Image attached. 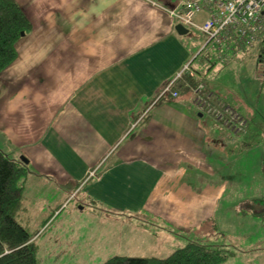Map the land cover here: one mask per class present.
Here are the masks:
<instances>
[{"label": "crops", "instance_id": "1", "mask_svg": "<svg viewBox=\"0 0 264 264\" xmlns=\"http://www.w3.org/2000/svg\"><path fill=\"white\" fill-rule=\"evenodd\" d=\"M15 1L32 28L0 73V149L58 191L53 213L81 197L134 235L155 241L152 222L180 248L207 242L264 264V219L240 212L264 200V82L251 48L199 66L202 43L170 13L182 0ZM189 63L218 120L193 90L164 92Z\"/></svg>", "mask_w": 264, "mask_h": 264}, {"label": "rangeland", "instance_id": "2", "mask_svg": "<svg viewBox=\"0 0 264 264\" xmlns=\"http://www.w3.org/2000/svg\"><path fill=\"white\" fill-rule=\"evenodd\" d=\"M211 9L212 7L206 10L204 8L203 11L210 14ZM203 20H198L199 24H202L201 21ZM183 37H187L192 43L194 42V45H197L198 42L202 43V45L200 44L202 47H200L197 54L199 56V59L196 60L198 65L201 61L205 65H211L209 62L225 64L226 59L229 58L227 61L229 62L235 55V53L231 55L220 54L222 58L220 57L218 61L217 52L208 51L205 48V37L194 28H189V33ZM210 47L212 48L213 45H210ZM263 49L264 45L256 44L249 50H252L249 57L248 54L244 55L251 59L258 69L259 75L262 74V76L264 73ZM199 66L198 70H201ZM241 78L243 79L241 80L242 84L248 86L245 77L241 76ZM262 82H264V79ZM194 97L195 93L193 102L195 107L199 109L200 106L195 103ZM214 117L218 118L216 115ZM232 132L238 133L239 131L233 128ZM23 181L26 197L24 207L26 210L20 215V223L31 232H36L31 241H37L40 244L39 264H102L113 256L138 258L153 255L166 258V256L179 249V245L184 242V240L175 236V238L165 236L149 221V224H145L156 236L155 241H152L150 237L142 232H137L134 235L132 230L129 231L125 227L127 224H123L122 221L118 220L122 217L116 216L115 213L113 214L107 210V213L99 218L98 215L93 213L92 207L94 204H90V207L85 205L87 208L82 210L86 200H82L81 197L74 199L73 196L65 199V205L53 213L52 206L58 202V191L55 194L54 188H47L46 184L43 188L40 184V177L28 176L27 174ZM59 194L63 195L61 192ZM63 196L65 197V195ZM198 243L202 242L199 241ZM251 258L252 260L229 257L222 264H263L260 261L253 262L254 257Z\"/></svg>", "mask_w": 264, "mask_h": 264}, {"label": "trees", "instance_id": "3", "mask_svg": "<svg viewBox=\"0 0 264 264\" xmlns=\"http://www.w3.org/2000/svg\"><path fill=\"white\" fill-rule=\"evenodd\" d=\"M31 28L29 19L15 0H0V73L16 60V45ZM258 44L264 45L262 42ZM253 46L246 47L232 37L224 45L208 51L217 50L220 55L227 53L226 49L235 52L236 49L239 51ZM262 57L264 58V49ZM263 76L260 74L262 80ZM199 85L203 84L195 76L184 74L172 88L174 92H189ZM27 174L25 165L0 149V264H39L40 244L31 241L36 232H31L20 223V215L26 210L23 179ZM240 212L264 219V200L244 203ZM228 256L227 250L191 241L166 258L113 256L102 264H222Z\"/></svg>", "mask_w": 264, "mask_h": 264}, {"label": "built area", "instance_id": "4", "mask_svg": "<svg viewBox=\"0 0 264 264\" xmlns=\"http://www.w3.org/2000/svg\"><path fill=\"white\" fill-rule=\"evenodd\" d=\"M209 7H212L209 17L202 24L196 23L195 16ZM170 13L176 24L200 31L207 38L205 48L208 50L224 45L232 37L246 47L264 44V0H182L180 6ZM184 74L195 75L191 63L184 66L175 80ZM202 86L193 89L195 103L206 112L217 115L219 111L204 96ZM171 88L172 84L164 92H171ZM172 95L177 97L178 93L173 92ZM225 112L228 113L227 110ZM229 115L239 120L233 111H229Z\"/></svg>", "mask_w": 264, "mask_h": 264}, {"label": "water", "instance_id": "5", "mask_svg": "<svg viewBox=\"0 0 264 264\" xmlns=\"http://www.w3.org/2000/svg\"><path fill=\"white\" fill-rule=\"evenodd\" d=\"M176 31L178 32L179 35H186L189 33V29H187L186 27H184L181 24H177L175 27Z\"/></svg>", "mask_w": 264, "mask_h": 264}, {"label": "bare ground", "instance_id": "6", "mask_svg": "<svg viewBox=\"0 0 264 264\" xmlns=\"http://www.w3.org/2000/svg\"><path fill=\"white\" fill-rule=\"evenodd\" d=\"M190 28H193V27H190Z\"/></svg>", "mask_w": 264, "mask_h": 264}]
</instances>
